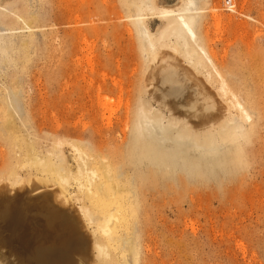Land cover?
<instances>
[{"label": "rangeland", "instance_id": "obj_1", "mask_svg": "<svg viewBox=\"0 0 264 264\" xmlns=\"http://www.w3.org/2000/svg\"><path fill=\"white\" fill-rule=\"evenodd\" d=\"M181 1L154 0V3L160 8H173ZM227 1L200 2L207 13L199 37L204 39L206 53L213 60V66L201 69V74L204 77L209 72L231 73V81L239 79V88L251 83L250 87L244 86L242 89H253L252 92L257 94L262 105L258 111L249 113L251 119L243 124L240 137L220 142L215 140L219 135L212 131L211 143L215 147L210 152L207 150L204 153L202 149L196 148L188 150L184 146L179 150L170 143L164 146L161 142L157 147L155 144L158 142H150L151 147L157 148L149 153L153 155L150 158L156 160L159 156L161 165L171 169H164L171 173L170 176L177 178L185 170L191 174L190 179L196 176V183L192 184L207 183L204 182L203 187H189L183 192L158 186L145 193L147 205L138 219L132 222L131 230H125V235L123 228H118L121 234L123 232L122 235L129 238L135 236L134 240L141 244L142 264H264V0H231L235 4L233 12L226 6ZM127 3V0L28 1L31 11L38 10L37 23L46 29L35 33V48L31 56L27 57L28 60L22 61L23 64L16 63L14 67L2 64L5 70L0 69V95L7 97L11 91L15 95L17 93L13 100L18 101L14 111L16 114H13L18 121L12 118L8 122L10 124L4 126L5 129H14L23 137L26 129L25 133L29 132L27 135L31 138H26L27 135L24 138L43 144L42 150L45 152L53 132L59 131L63 138L84 139L92 149L104 147L105 150L111 143L112 153L116 146L127 144L130 136L132 138L136 125L134 113L139 110V103L144 101L149 103L151 111H155L152 112L154 115L160 113L170 117V113H175L176 116L184 117L188 114L194 117L198 114L221 117L225 113L234 117L238 123L242 121L236 110L225 112L230 105V96L224 97L216 77L210 83L212 86L209 85V92H205L197 80L189 75H186L188 85L185 82L175 85L163 83L161 73L165 66L161 63L172 52L161 51L159 66L154 67L155 62L150 60L151 56L146 57L142 51L141 39L130 20L134 13ZM146 23L154 35H159L164 27L161 20H147ZM234 77L238 79L235 78V81ZM145 82L151 84L150 92L157 100L141 92ZM227 118L224 119L225 123ZM97 129L101 134L96 132ZM149 130L146 131L148 136H154L156 129L153 135H150ZM4 140L7 139H0L2 150L4 147L3 151L0 150L1 177L7 158L3 153L10 156L5 146L7 141L5 143ZM237 140L240 141L245 161L242 163L235 159L234 149L237 145L234 142ZM165 148L169 149L167 152L171 156L176 151L181 154H174L177 157L169 154V157H163L166 155ZM230 149L231 152L234 150L233 153L229 152ZM73 150L69 145L65 147L64 153L69 166L74 168L76 153ZM183 152H188L190 158ZM207 154L212 160L207 158ZM221 154L226 155L227 159L234 154L232 158H235L226 162ZM182 155L190 160L179 158ZM200 156L202 160L203 157L209 159V162L218 161L214 162V165L219 164L215 166L218 169L214 171L210 163L204 166L208 161L205 163L203 160L205 164L199 162ZM218 156L224 161L219 162ZM194 160L198 163L194 164ZM172 167H175V172L179 168L183 171L179 170L181 172L178 171L177 176L178 172L176 174L173 170L174 175ZM204 167L219 177L203 178L206 172ZM130 168L127 166L125 170L134 174L135 169L130 172ZM22 175V178L27 177L26 170L21 171ZM199 175L202 178L195 181ZM32 179V182L17 187L3 182L0 188L11 197L23 194L35 197L59 190L58 186L45 179ZM35 183H40L35 187H42L33 188ZM206 184L209 186L206 187ZM75 187L71 186L64 192L68 204L59 206L70 218L69 223L83 227L84 237L93 245L97 237L95 227L84 217L81 203L76 201ZM136 224L138 232L134 231L137 229L134 228ZM130 233L133 235L130 236Z\"/></svg>", "mask_w": 264, "mask_h": 264}, {"label": "bare ground", "instance_id": "obj_2", "mask_svg": "<svg viewBox=\"0 0 264 264\" xmlns=\"http://www.w3.org/2000/svg\"><path fill=\"white\" fill-rule=\"evenodd\" d=\"M28 1L12 0L7 2V0H0V69L4 68L3 66L14 67L16 66L14 64H23L22 61L24 59L28 60L27 57L31 56L35 48V33L46 29L37 23L39 17H37L36 12L38 10L36 12L31 11ZM202 1L207 2L208 0H182L173 8H160L154 3V0H127V6L130 10H133L134 14L130 17V20L141 39L142 51L146 57L151 56L150 60L155 62L153 64L154 67L159 66V54L161 51L172 52L161 63L165 66L164 71L161 73L163 83L165 85H175L182 82L187 84L189 82L186 80V75H189L197 80L205 92H209L208 88L212 86L210 83L216 77L219 82V89L224 94V97L230 96V105L225 112L236 110L240 113L242 121L238 123L234 117H230L225 113L221 117L208 114L207 116L198 114L195 117L186 114L187 117H184L185 115L176 116L175 113H170V117H167L156 111L158 114L154 115L152 112L155 111L153 109L151 111L149 103L141 102L143 100H140L139 110L134 113L136 114V125L132 131L133 136L132 138L130 136V141L126 142L127 144L116 146L117 148L114 152L111 153V143L107 145L105 150L103 149L104 147L92 149V146L84 139L70 140L68 137L63 138L59 131L53 132V138H50L52 140L49 139L48 149L45 152L42 150L43 144L36 143L35 140H32V142L28 140L31 137L27 135L29 132L25 133L26 129L24 134L27 136L24 135V137L26 136L28 139H25L14 129L8 131L9 128H4L12 118L17 120L13 114H16L14 111L18 101L13 100L17 93L15 95V93L10 91L7 97L0 95V139L2 137L7 139L4 142L6 143L7 141L5 146L10 155L7 156L3 153L7 158L2 169V177L0 173V185L6 182L14 187L21 184L23 186V183H30L34 180L32 177H35L36 179H45L47 182L59 187L56 192L35 197H29L24 194L11 197L7 195V191L0 188V264H142L141 244L135 241V236L131 234L138 230L137 224L134 227L137 229H133L134 231L132 230L130 233L132 237L129 238L127 236V238L125 230H129L132 222L136 221L138 216L144 211L145 205H147L145 193L158 186L183 192L192 186L205 185L204 182L206 181L201 184L197 182L199 185L194 184L196 183L194 182L195 173L193 174L195 177L192 180L189 177L191 174L181 170L180 166L177 167L179 168L177 170L183 171L182 174L179 175L181 171H177L178 174L175 172V166L174 168L172 167V173L174 170L179 176L177 178L170 176L171 173L165 172V170H169L168 166L164 167L165 165H161L159 156V159L156 160L150 158L153 155L149 153L157 149L151 147L150 142H158L155 146L161 143L165 146V143H170L173 148L179 150L180 147L184 146L188 150L192 148L202 149L204 153L207 150L208 152L210 150L213 151L212 148L215 146L211 143L212 131L219 135L217 138L215 137V140L218 139L220 142H229L240 137L243 134V124L251 119L249 113L258 111L262 104L259 102L257 94L252 92L253 89L252 91L249 89L251 83L246 86L244 84L245 87L249 86L248 88L242 89L244 86L239 88L237 83L239 79L234 77L235 81L236 79L238 80L236 82L231 81L233 80L231 73L227 75L222 72H209L204 77L201 74V69L213 66V60L206 53L204 39L199 37L200 28L203 27L202 21L207 13V10L202 8ZM227 2H230L231 5L227 6ZM227 2L226 6L233 12L235 4L233 5L231 0ZM213 15L216 16L217 13L214 12ZM147 20H161L163 22L164 27L162 26L159 35H154L150 32L146 23ZM229 21L231 22L232 20L229 19ZM2 64L5 65L2 66ZM150 85L145 82L141 92L147 93L155 101L157 98L150 92ZM15 99L17 100L18 98L16 97ZM206 100L208 101L207 98ZM225 117H229L227 118V123H225ZM191 119L194 120V123H192ZM146 125L147 128H145ZM148 128L151 130H149L150 135H153V130L156 129L154 136H148ZM96 132L101 134L99 129ZM215 132L214 134H216ZM198 134L201 136L199 135V137ZM50 135L48 134L49 137H51ZM234 144L233 148L235 147V151H233L234 153L236 152V156L234 154L232 156L237 157L233 158L240 160L242 163L243 154L240 141L237 140ZM69 145L76 153L74 158L76 166L74 168L69 166L64 153L65 147ZM0 150L3 151L4 147L3 150L2 148ZM167 151L169 149L165 148L164 152L166 155H161L163 157L171 156ZM233 151L231 152L230 149L229 152L233 153ZM176 152L180 153L179 151ZM184 156L179 158L190 160L186 158L188 155ZM213 156L215 157V155ZM225 156H223V159ZM232 156L231 158L230 156L228 157L229 160L226 157L224 160L226 162L232 161L230 160L233 159ZM174 157L177 156L175 155ZM188 157L190 158V155ZM210 157L208 156L207 158L211 159ZM218 157L219 162L220 160L222 162V157ZM192 158L193 155L191 156V161L193 160ZM207 158L203 157L205 163L209 160ZM198 159H201L199 162L202 161L205 164L202 156ZM209 161L204 166H208V163L210 165L213 164L211 168L214 167L215 169H213L216 171L218 168L216 169L215 166L218 167L219 164L214 165V162L218 163V161ZM195 162L194 160V164ZM221 164L223 165V163ZM130 165L134 166V168H130ZM198 165L196 164L195 166ZM127 166L130 170L135 169V173L129 174L125 170ZM22 170H26V178H22ZM132 170L130 172H133ZM214 171L206 170L203 174L207 176L203 175V178L209 179L207 177H210V179H215L214 176L219 177ZM223 171H225L224 168ZM219 174L221 176V173ZM132 175L134 176L132 177ZM225 175L226 173L223 178H225ZM212 176L213 178H211ZM199 178L200 175L195 181L199 180ZM192 182L194 183L192 184ZM39 184L35 183L33 188L40 189L42 186L35 187V185ZM206 185V187L209 186L208 184ZM71 186H76V201L81 203L84 217L95 227L97 237L94 239L93 245L84 237L83 227L73 222L69 223L70 218L61 209L62 206H59L68 204V200L64 197V192ZM27 191L31 192L32 190ZM120 227L123 228L121 229L122 231L124 230L125 235H122L123 232L121 234L118 231ZM137 232H134V234L137 235ZM93 250H95V254Z\"/></svg>", "mask_w": 264, "mask_h": 264}, {"label": "built area", "instance_id": "obj_3", "mask_svg": "<svg viewBox=\"0 0 264 264\" xmlns=\"http://www.w3.org/2000/svg\"><path fill=\"white\" fill-rule=\"evenodd\" d=\"M229 5H231V3L230 2H227V6H229Z\"/></svg>", "mask_w": 264, "mask_h": 264}]
</instances>
